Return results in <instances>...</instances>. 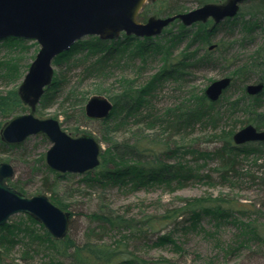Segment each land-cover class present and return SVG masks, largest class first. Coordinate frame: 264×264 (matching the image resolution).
Here are the masks:
<instances>
[{"label":"trees","instance_id":"1","mask_svg":"<svg viewBox=\"0 0 264 264\" xmlns=\"http://www.w3.org/2000/svg\"><path fill=\"white\" fill-rule=\"evenodd\" d=\"M160 1L164 4L161 13L167 14L165 16L183 12V7L175 0ZM211 1L213 0H197V3L201 5ZM249 1L254 4L248 18L240 14L238 10L234 16L225 17L211 24L194 22L186 26L176 19L174 20L176 23L172 21V24L177 25L176 30L163 28L160 34L154 36L127 35L121 32L118 37L110 39L91 35L88 39H78L69 48L55 56L54 62L58 70L44 89L38 104L40 109L37 108L35 111L37 114L59 101L84 106L87 96L80 95L76 85L66 84L72 70L77 71L79 80L91 77L101 78L115 67L130 66L131 63L138 62L137 69L134 71L139 75L147 69L148 62L155 58L163 61L162 66L148 75L147 80L138 88H133L135 80L122 77L119 80L121 92L109 97L112 101L109 114L103 119L96 120L103 123V126L114 125V123L126 125L132 118L135 124L143 125L148 129H158L159 133L165 137L163 136L160 142L154 138L139 137L133 141L126 140L110 144L106 149H101L99 165L81 173V180L86 181L90 186L113 185L132 191L154 187L172 191L193 182L218 183L234 187L236 184H232V177H236L237 180L246 179L251 183L250 185L256 183L264 185V140L235 144L232 134L223 132L221 145L211 151L180 149V146L171 148L168 145V141L173 137H178L180 140L196 130L209 128L216 130L226 117L237 122L239 120L235 117L239 114L246 117L240 120L242 125L251 123L258 129H260L259 126L264 127V110L259 111L263 107L264 89L251 96L244 91L246 83L264 81V44L253 50L247 60L240 62L236 59L239 51L244 49L242 42L246 41L254 29L263 23L257 14L264 13V0ZM147 17V9L144 10L143 7L138 18L145 20ZM218 26L227 27L230 34H233L235 29L242 30L244 34L225 40L223 45L225 51L223 50L221 58L224 57L232 62L231 67L234 69L228 75L231 76L232 81L216 101H210L204 91L191 92L190 88H195L196 91V87L192 85L195 80L194 72L201 70L205 65L213 64L216 59L211 57V53L223 47L221 44L224 39L217 43L211 42V37ZM238 41L241 42L240 45L238 44L239 50L232 52ZM28 44L27 40L21 37L11 35L0 37V49L8 50V53L14 48L26 50L29 47ZM210 44H213L212 48H209ZM182 45L184 46L180 49ZM205 45H207L206 53L199 54L198 50ZM176 51L178 53L174 55ZM5 60L0 62V81L18 80L20 73L14 70L16 65ZM256 69L260 71V74L256 72ZM169 81L179 85H190V93L188 97L183 96V100H180L178 104L157 113L152 108L153 99ZM177 87L180 88L176 85L173 90H177ZM230 87L238 88L235 90V92L240 91L238 98L226 99L225 93ZM25 109L27 106L21 102L15 90L0 97V110L8 120L16 115V112ZM81 112L84 118L95 120L88 118L84 114V109ZM41 139L46 141L43 135ZM23 141L9 143L0 136V154H9L13 149L20 148ZM185 152H191L194 156L192 159L195 161H208L215 158L216 166L213 170L206 172L195 170L190 161L182 157ZM242 155L254 157L256 170H240L243 169ZM39 161L44 176L36 193L48 194L55 204L67 209V204L55 193V179L71 175V172L62 173L51 169L43 161V156ZM51 175L55 179H51ZM19 181L14 180L13 176L8 179L11 186L27 194L23 188L24 185ZM185 201L183 207L164 211L159 221L148 214L139 219L126 218L124 214L117 213L110 207L93 211L87 215L93 226L87 228L85 239L81 242L75 241L70 235L71 213L69 229L63 238H55L44 229V238L50 241L49 244L56 253V257H51L49 261L53 264H64V260L67 264H188L163 255L145 258L139 254V251L142 248H161L168 249L176 255L185 254L184 247L178 243L176 236L194 230H203L204 218L214 226L231 222L236 227L237 231L233 239L221 246L223 256H234L243 249L250 248L251 245H255L256 250H264V215L260 210L248 209L244 204L238 203L226 205L228 200L220 197L188 198ZM14 228L15 226L8 221L0 226V245L5 251L10 248L9 244L12 245L10 241L13 239L8 236V233H14ZM107 233L118 235V237L112 240L105 239ZM31 241L35 240L31 238ZM1 253L4 254V251H0V264H3Z\"/></svg>","mask_w":264,"mask_h":264},{"label":"rangeland","instance_id":"2","mask_svg":"<svg viewBox=\"0 0 264 264\" xmlns=\"http://www.w3.org/2000/svg\"><path fill=\"white\" fill-rule=\"evenodd\" d=\"M175 1L178 5L183 7V11L193 9L199 5L197 0ZM225 1L226 0H213L211 2L223 3ZM253 4L254 3L249 0L241 3L239 7L240 14L248 18L251 10H253ZM143 7L144 10L147 9L148 17L167 15L163 14L164 12L161 13L164 9V4L160 0H147ZM256 7L258 8V5H256ZM257 15L263 23L254 29L253 33L251 36H248L246 41L242 42L244 46H241H243L244 49L240 50L236 57V59L240 60V62L245 61V59L247 60L248 55L253 50L264 44V13ZM207 22L211 24L213 23V20L209 18L205 23ZM174 23L172 24L171 22L165 27V29L176 30L177 25ZM229 32L230 30L227 27L218 26L214 35L211 37V42L217 43L224 39L221 44L223 46L225 45V40H231L233 37L237 38L240 35L242 36V33L244 34L242 30L239 31L236 29L233 30V34H230ZM91 35L94 34H87L81 38L88 39ZM25 40L29 43V47L26 50H23L22 48H14L9 50L10 53H8V50L0 49V62H4V59H6V62H10V64L14 63L16 65L14 70L20 73V78L16 81H0V97L8 95L14 90L17 93L18 85L39 49V44L36 40ZM240 43L241 42L238 41L231 51L236 52L237 49L239 50ZM183 46L184 45H182L180 49ZM206 48L207 45L202 46L198 50V53L205 54ZM223 50L225 51L224 46L221 50L218 49L217 51L211 53V57L216 59L213 64L205 65L203 68L201 67V70L194 72L195 80L192 85L193 87H196V91L195 88H190V85H179L175 82L169 81L166 83L167 85L165 88L160 89L156 93L152 102L153 111L159 113L169 106L172 107L178 104L180 100H183V96L185 97L187 95L188 97L190 93L189 88L191 92H200V90L204 91L206 86L211 81L223 76H228L234 68L232 69L231 67V61L225 59L224 57L221 58L222 53H224ZM178 51H176L174 55L177 54ZM52 63L55 74L58 70V66L54 60ZM133 64L134 63H131L130 66L121 65L115 67L107 73L106 76L101 78L91 77L79 80L77 78V71L72 70L69 74L70 79L66 82V84H68V86L76 85L77 91L80 95L85 94L87 98L95 94L104 95L109 98L111 95L119 94L121 92L122 87L119 80L122 77L135 80L133 88H138L147 80L148 75L162 66L163 61L162 59L155 58L154 60L148 62L147 69L139 75H137L134 71L137 69L136 66H138L137 64L139 63L137 62L136 64ZM229 67L231 68L229 69ZM256 72H259L258 74H260L258 69H256ZM176 85L180 88L177 87V90H173V87H176ZM236 89L238 88L230 87V89L225 93L227 100L239 97L240 91L235 92ZM100 90L102 92H99ZM83 107V104L72 105L71 102L68 101L63 103L59 101L51 107L42 109V111L37 114L35 113L36 109H40L37 104L34 114L41 118L52 117L57 119L61 128L72 136H79L82 134L93 135L100 143L103 150L110 144L126 140L133 141L139 137H145L148 139L154 138L159 142L162 141L163 136L165 137V135H161L159 133L158 129H148L143 125L140 126L135 124L132 118L128 123H126V125L114 123V125L103 126V123L96 119L91 120L84 118L81 112ZM263 110L264 102L262 109L259 111L262 112ZM28 111L29 107L27 106V109L24 111H18L16 114L27 113ZM235 118L239 121L235 122L234 119L229 120L227 117L224 118L223 122L220 123L216 130H212L210 128L205 130H196L195 132L186 135L184 139L180 140L178 137L170 138L168 145L171 148L180 146V149L188 148L211 151L215 147L221 145L223 132L233 134L236 130L246 125H242V123H240V120L246 118L245 115L239 114V116L237 115ZM7 121L8 118L3 115L0 110V136L1 129ZM259 127L260 129H264L263 126ZM41 135L43 134L30 135L23 141V145L20 148L13 149L9 154H0V162L8 161L13 165V179L20 180L19 182L24 185L23 188L27 195H32L33 193L39 191V185L44 176V172H42L39 165V160L43 156V161L45 162V151L50 146V142H48L47 139L46 141H42ZM182 157L186 161H190V164L195 168V170L204 172L213 170L217 162L215 158H211L208 161H195L192 159L194 156L191 152H185ZM242 157L243 169L240 170H256V165L253 161L254 157L250 155H242ZM70 174L71 175L58 179H55L53 175H51L50 178L55 179V193L68 206V208L64 210L70 211V214L72 213L70 235L77 242L84 241L87 228L93 226L87 215L93 211H101V209L105 210L108 207L117 213L124 214L126 218L130 217L139 219L144 218L145 215L148 214L154 218V220L159 221L160 216L164 211H167L168 209L172 210L176 207H183L184 202H186L185 200L188 198L220 197L228 200L226 205L234 203L244 204L246 208L260 210V212L264 215V185L261 183L250 185L251 183L243 178L237 180L236 177H232V184H236L234 187L218 183L208 184L204 182H193L172 191H167L160 187L132 191L128 189H121L113 185L101 187L99 184H95L94 186H90L86 181L81 180L83 173ZM262 214L261 216H263ZM29 216L30 215L25 213H17L8 218L7 221L13 224L15 228L13 229L14 233H8V236L13 239L10 241L12 245H8L10 248L5 251L0 245V251H4V254L1 253V262L3 264H53L49 261V259L51 257H56V253L51 248V245L49 244L50 241L44 238L45 228L41 222L35 220L33 217L32 219L31 216ZM206 220L208 219L204 218L205 224L203 226L205 228L203 230H194L185 234L181 233L176 236L178 243L182 244L184 247L185 254L176 255V253H173L168 249L161 248H142L141 251H139V254L145 258H154L159 255H163L168 258L185 261L188 264H264V250H256L257 247L255 245H251L250 248L243 249L234 256H223L221 246L223 243L229 242L233 239L234 234L237 231L236 227L231 222L221 224L220 226H214L209 220ZM116 237H118V235H111L110 233H107L104 238L112 240ZM31 238L35 241L32 242ZM63 262L64 264H67L66 260Z\"/></svg>","mask_w":264,"mask_h":264},{"label":"water","instance_id":"3","mask_svg":"<svg viewBox=\"0 0 264 264\" xmlns=\"http://www.w3.org/2000/svg\"><path fill=\"white\" fill-rule=\"evenodd\" d=\"M147 0H0V37L17 36L34 39L39 49L18 85L17 93L27 113L12 116L1 129V138L18 143L30 135L43 134L50 142L45 151V162L58 172L83 173L100 163L101 145L91 134L72 136L61 128L57 119L41 118L34 114L46 86L54 75L53 60L60 52L87 34L100 38L127 35L154 36L170 22L179 20L188 26L194 22L215 23L234 16L246 0L206 2L193 9L168 16L138 18ZM213 44L209 45L212 48ZM231 76L211 81L204 89L210 101H216L230 85ZM264 89V81L246 83L247 95ZM112 108V101L100 94L91 95L84 104L88 118L103 119ZM235 144L263 141L264 129L246 124L232 134ZM13 165L0 162V226L10 216L25 213L42 223L55 238H63L69 229L70 211L55 204L46 193L27 195L8 183L13 176Z\"/></svg>","mask_w":264,"mask_h":264},{"label":"bare ground","instance_id":"4","mask_svg":"<svg viewBox=\"0 0 264 264\" xmlns=\"http://www.w3.org/2000/svg\"><path fill=\"white\" fill-rule=\"evenodd\" d=\"M214 22V21H213ZM83 37V36H82Z\"/></svg>","mask_w":264,"mask_h":264}]
</instances>
